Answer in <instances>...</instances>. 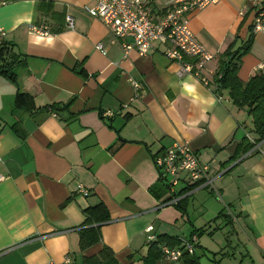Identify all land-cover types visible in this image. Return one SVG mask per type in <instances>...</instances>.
Returning <instances> with one entry per match:
<instances>
[{"label":"crops","instance_id":"obj_1","mask_svg":"<svg viewBox=\"0 0 264 264\" xmlns=\"http://www.w3.org/2000/svg\"><path fill=\"white\" fill-rule=\"evenodd\" d=\"M92 5L0 0V47L18 62L17 85L0 75V264H83L103 248L117 264H143L148 226L156 239L180 243L174 247L195 238L190 256L199 264H264V143L254 142L246 109L225 90L178 77L159 42L144 56L131 50L124 57L108 29L83 12ZM161 6L157 0L151 7L154 16ZM252 22L248 0H219L190 15V30L214 57L208 69L218 70L225 50L252 35L238 78L264 70V37L252 34ZM31 24L48 35L33 34ZM17 91L27 95L16 101ZM176 143H187L209 166L218 195L189 192L183 179L178 204L161 205L173 194L152 158ZM98 204L109 220L99 242L80 250L84 211Z\"/></svg>","mask_w":264,"mask_h":264},{"label":"built area","instance_id":"obj_2","mask_svg":"<svg viewBox=\"0 0 264 264\" xmlns=\"http://www.w3.org/2000/svg\"><path fill=\"white\" fill-rule=\"evenodd\" d=\"M91 1L93 5L84 6L83 12L90 18L99 20L108 29L113 40L120 46L124 57L131 50H134L139 56H144L152 48V43L159 42L165 47L164 56L178 65V77L190 75L203 86L217 90L213 80L216 71L208 69V64L214 57L195 38L189 27V17L192 13L208 5L216 4L219 0H160L162 6L159 9L161 12L159 16H154L151 9L157 0ZM248 5L253 11L252 34L264 36V0H248ZM243 13L244 10L241 14ZM65 21L66 27L73 30V19L66 16ZM28 29L38 36L48 35V30L43 25L31 24ZM5 35V31L0 28V43ZM95 48L101 54H105L101 44H97ZM104 116H110V113H105ZM254 142L253 146L256 145ZM152 162L159 178L164 180L173 194L170 200L161 204L162 206L178 204L180 195L175 194V189L183 179L187 183L189 192L193 189H210L218 195L209 166L199 162L196 153L187 143L173 144L160 154L155 155ZM4 179V176L0 174V182ZM77 191L83 196L88 195V192L82 187H78ZM233 219L235 218L233 217ZM152 231V226L145 229L147 245L156 241ZM194 239L184 241L178 247L161 245L162 258L170 262H178L185 254L192 255ZM69 262L70 259L66 257L64 263ZM45 264L57 263L49 260Z\"/></svg>","mask_w":264,"mask_h":264},{"label":"trees","instance_id":"obj_3","mask_svg":"<svg viewBox=\"0 0 264 264\" xmlns=\"http://www.w3.org/2000/svg\"><path fill=\"white\" fill-rule=\"evenodd\" d=\"M253 36L250 35L248 40L239 48H234L232 43L225 52L220 56L218 61V70L214 82L217 90H225L228 93L230 101L239 108H245L248 116L252 120L253 131L258 139L255 143H264V70L254 74L248 81L242 82L238 78V70L241 65L242 58L247 55L253 43ZM17 59L10 54L9 49L0 47V75L17 85V74L14 72ZM264 66V63H263ZM219 76V77H218ZM27 95L25 92L17 91L16 101L22 96ZM30 98V95H28ZM67 109V105L58 109L57 106H50V110L54 112H62ZM249 144V148L252 147ZM248 147V146H247ZM159 181L167 187L164 180ZM168 188V187H167ZM84 226L79 233V248L86 249L99 242V227L102 223L109 220V214L103 204H98L87 208L85 211ZM180 243L167 236H158L155 242L147 245L148 250L143 258V264H157L162 258L160 251L161 245L174 247ZM184 264H199L198 261L185 254L183 256ZM83 264H117L112 252L103 248L98 255L85 258Z\"/></svg>","mask_w":264,"mask_h":264},{"label":"rangeland","instance_id":"obj_4","mask_svg":"<svg viewBox=\"0 0 264 264\" xmlns=\"http://www.w3.org/2000/svg\"><path fill=\"white\" fill-rule=\"evenodd\" d=\"M264 37V36H263ZM18 73V72H17Z\"/></svg>","mask_w":264,"mask_h":264}]
</instances>
